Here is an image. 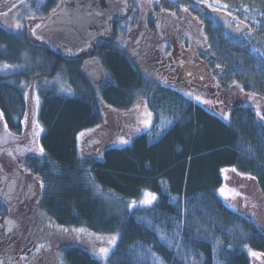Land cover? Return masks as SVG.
Here are the masks:
<instances>
[{"label": "trees", "instance_id": "16d2710c", "mask_svg": "<svg viewBox=\"0 0 264 264\" xmlns=\"http://www.w3.org/2000/svg\"><path fill=\"white\" fill-rule=\"evenodd\" d=\"M63 1L43 0L32 25L50 17ZM227 1L246 4L264 20V0ZM127 19L136 26L138 12ZM111 25L110 38L98 40L94 54L83 56L59 54L38 39L0 27V67L22 64L27 53L39 62L32 70L0 73L1 119L17 138H32L39 125L43 149L41 155L24 156L11 171L13 179L0 182L10 195L9 201L0 197V236L11 221L18 224L16 235L23 225L44 235L43 223L50 218L57 226L118 236L105 260L81 243L53 247L60 264H254L252 252L264 257V109L227 96L225 120L145 74L120 44V21ZM249 42L262 54L258 61L264 71V34L255 32ZM93 57L104 74L99 83L84 69ZM235 71H240L237 65ZM60 73L70 93L46 83ZM252 81L245 91L262 97L264 82ZM138 98L153 113L148 130H125L119 118L107 123L106 113L123 115ZM86 131L97 133L81 144L79 136ZM112 133L127 143L108 142ZM227 169L255 188L261 214L253 218L219 195ZM145 192L157 201L129 210ZM26 207L41 219L20 221Z\"/></svg>", "mask_w": 264, "mask_h": 264}, {"label": "rangeland", "instance_id": "374dc122", "mask_svg": "<svg viewBox=\"0 0 264 264\" xmlns=\"http://www.w3.org/2000/svg\"><path fill=\"white\" fill-rule=\"evenodd\" d=\"M194 2L197 3L196 7L198 8L199 5H204L213 10L226 11L231 14L234 19L240 18L248 23L252 27V34L257 31L258 33L264 34V20L259 19L246 4H231L227 0H194ZM173 3L181 5L180 11L176 8L177 5L174 6ZM133 4L138 7L137 9L141 13V18H149L146 9L151 7H154L155 10H160L159 13H166V16L170 15L172 20H184V26L188 25L190 23L189 20L195 17L192 8H190V10L188 9L189 7L187 8V0H133ZM209 5H211V7ZM40 6H43V0H0V27L9 30L24 39L32 38V29L30 31L29 26L32 23V20L36 17L35 13L40 10ZM190 11L192 13H190ZM161 20L164 22L163 17H161ZM39 22L36 24H39ZM121 26L123 25L121 24ZM142 31L143 22L140 19L136 28L129 29L128 34L119 38L121 46L133 55V57L137 53L135 38L141 35ZM159 31H164L163 24L159 26ZM183 34L186 36L184 31ZM249 37L250 36L247 34L243 37L242 42L236 43L230 39L226 40V37L224 36L225 40L222 45L223 53L221 54L223 57L218 61L219 69H215L213 72L212 87L208 88L207 86L202 89H191L187 87V84L184 85V83L181 82L169 81L168 78L173 74L170 75L169 73H163L160 77L166 85H171L175 88L178 87L179 90L183 91L187 96L189 95V97L197 101L198 104L206 106L225 120L228 119L226 107L229 108L230 104L225 99L227 96L231 97V99H236L238 103L242 100L241 102L246 103V106L253 107L260 112L261 109H264V71L261 70L262 67L259 65L258 61L259 56L262 57V54L258 53L257 55L252 51L254 49L251 50L250 47H247ZM160 41H166V39L163 38L160 39ZM218 53L220 54V52H217V54ZM165 54H168V52H165ZM38 63V61H34L31 58L30 53H27L22 64L11 66L3 65L0 67V73L8 75L24 71L27 68L32 70V68ZM176 63L177 62H174L175 67ZM235 65H237L241 72L235 71ZM215 66L216 65L213 67ZM101 68L98 60L94 58L88 59L84 65L86 73L92 77L96 83L101 82L104 78ZM227 72L230 73L231 77L227 83L228 86L222 82L224 81V77L229 75ZM175 76L176 74L172 77L174 78ZM252 79H258L261 81L260 83H263V85L260 84L259 86L260 94H263L260 98L253 95L251 91L247 92L244 89V86L248 81L252 82V86L255 84ZM220 82L224 84V87ZM46 83L56 86L66 93H70V89L63 73L58 74L53 80H48ZM143 100L144 99L142 98L136 99L135 103L127 112L123 113V115L112 111L106 113L107 123L115 118H119L120 121L124 122L125 130L129 129L134 133L146 131L148 127L152 125L153 114L146 101ZM233 102L234 101H231V104ZM37 132L39 135H36ZM34 133L35 134H33L32 138H29V135L20 138L14 137L7 131L0 116V182L2 184L13 179L11 171H13L14 166H16L24 156H37L42 154L38 143V138L42 133L39 125H36ZM95 133L97 132L86 131L85 133H82L79 136V142L81 144L84 143ZM106 138L108 142L114 145L126 144L122 143V141H127V138L116 133H112L111 136H107ZM223 174L225 178L224 186L221 187L223 192L220 189L219 195L225 199L227 205L237 210H246V212L253 218L256 217L258 212L261 214L262 206L257 202L255 188L251 184L241 181L240 178L234 175L235 173L229 169L224 170ZM7 191V186H1L0 184V193L3 194L0 196H4L3 198L9 201L10 195L5 196ZM155 197L156 199L153 200L151 204H142L141 201L145 198L143 193L139 199L134 200L133 202L131 201L127 207L131 211L136 208H149L157 201V196L155 195ZM31 217L41 219L39 215L33 213V211L26 207L20 212L19 219L20 221L25 219L29 221ZM32 220L35 221L34 218ZM16 224L17 223L14 221H11L9 225H7V230L2 233V236H0V264H60L55 249L57 247L59 248V246L65 242L81 243L83 246L90 249L96 256L105 260L106 258L100 254V249L108 248V256L118 241L117 235L91 234V232L85 229V231L80 232L78 230L82 228L57 226L50 220V218H47L45 223H43L44 235H41L43 231L41 232L34 228L30 230L26 225H23V233L21 235H16ZM112 238H115V244L109 243ZM256 254L257 255L251 256L254 259V264H263L264 257L260 253Z\"/></svg>", "mask_w": 264, "mask_h": 264}, {"label": "flooded vegetation", "instance_id": "af4514ba", "mask_svg": "<svg viewBox=\"0 0 264 264\" xmlns=\"http://www.w3.org/2000/svg\"><path fill=\"white\" fill-rule=\"evenodd\" d=\"M187 2V8L189 7V10L192 8L195 17L189 20L190 23L185 26L182 19L180 21L172 20L170 15L159 13L160 10H155L154 7L146 9L149 18L140 17L143 22V31L136 42L138 54L145 55L147 53L149 55L153 51L156 39L149 23L150 26L154 24L156 30L161 24L164 25V31H158L156 37L158 35L160 39L165 38L166 42L168 41L167 46L170 52L167 54V60H164L166 57L159 58L156 54L147 56L145 60L141 54L135 57V61L137 66L145 72L153 67L150 63L162 65L164 73L176 74L174 78L172 77V82H183L184 85L187 84L188 88L202 89L207 86L209 88L213 84V72L215 69H219L218 61L223 57L221 54L223 53L224 36L226 40L230 39L240 43L245 35L252 34V27L240 18L234 19L226 11L213 10L204 5H199L198 8L194 0H187ZM173 5L177 4L173 3ZM176 8L180 11L181 5L178 4ZM190 13L192 12L190 11ZM160 17H163L164 22ZM174 62H177L176 67ZM214 65L216 66L213 67ZM154 74L156 75V73Z\"/></svg>", "mask_w": 264, "mask_h": 264}, {"label": "water", "instance_id": "95a60500", "mask_svg": "<svg viewBox=\"0 0 264 264\" xmlns=\"http://www.w3.org/2000/svg\"><path fill=\"white\" fill-rule=\"evenodd\" d=\"M124 8L122 0H65L34 33L60 54L82 52L83 56L82 49L88 47L92 54L93 42L109 30L110 20L125 16ZM110 36L109 33L106 39Z\"/></svg>", "mask_w": 264, "mask_h": 264}, {"label": "snow or ice", "instance_id": "6c2138e0", "mask_svg": "<svg viewBox=\"0 0 264 264\" xmlns=\"http://www.w3.org/2000/svg\"><path fill=\"white\" fill-rule=\"evenodd\" d=\"M209 6L211 7V5H209ZM37 27H39V25H37ZM0 115H2V113H0ZM36 135H39V133L37 132ZM122 143H127V141H122ZM41 151H43V149H41ZM233 171H235V169H233ZM221 191L223 192V189H221ZM144 196H145V198L141 201L142 204H151L152 201L156 199L155 195H153L151 193H148V192H145ZM78 231L83 232L85 230L84 229H79ZM109 243L110 244H115V238H112L109 241ZM108 251H109L108 248H101L100 249V254H102L106 258ZM252 255H257V254L256 253H252Z\"/></svg>", "mask_w": 264, "mask_h": 264}]
</instances>
